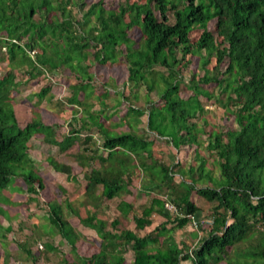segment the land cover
I'll list each match as a JSON object with an SVG mask.
<instances>
[{"label": "trees", "instance_id": "obj_1", "mask_svg": "<svg viewBox=\"0 0 264 264\" xmlns=\"http://www.w3.org/2000/svg\"><path fill=\"white\" fill-rule=\"evenodd\" d=\"M69 3L0 0V60L6 54L11 66L27 64L31 79L61 67L68 69L77 83L65 102L79 108L71 119L75 127L70 125L60 141L54 140L52 126L38 115L25 124L16 119L7 98L18 84L11 73L0 79V91L8 88L6 101L0 104V217H8L2 207L9 202L3 191H9L16 179L23 181L28 195H37L44 188L28 153L29 141L39 134L61 154L80 142L74 159L88 170L85 198L95 210L103 200L117 198L120 216H131L135 228L117 231L118 219L108 225L95 212L79 218L100 239L94 252L79 256L78 242L84 236L64 218L60 204L50 203L48 220L72 255L71 261L62 257L59 264H264V0H124L112 10L101 2L86 7L83 0H76L73 5L78 15ZM213 20L218 42L208 30ZM194 31L198 36L192 40ZM24 37L26 44L20 45ZM191 57L200 61L202 73L199 77L190 74L185 87L191 94L182 98L179 86ZM120 61L127 73L123 86L130 94L117 93L127 104L126 117L112 126L126 125L128 130L115 133L100 118H110L104 98L108 89L117 87L107 84L95 96L98 110L87 100L95 94L92 65L115 66ZM209 86L213 91L205 88ZM49 90L46 87L35 96L42 99ZM140 96L148 107L134 106ZM202 99L211 102L210 111ZM213 107L221 108L237 128L223 132L208 121L206 115L214 114ZM145 114L146 126L140 131ZM82 131L86 133L80 141ZM93 131L100 135V145L88 138ZM152 135L177 151L182 147L190 150V161L183 165L177 161L173 168L154 159ZM45 161L55 173L74 180L68 165L52 156ZM136 177L141 191L150 197L140 214L122 199ZM193 192L211 204V209L209 226L202 235L189 234L194 235L191 246L183 237L188 236L189 225L197 227L201 213L191 200ZM64 204L68 214L76 215L68 201ZM165 204L176 212H169ZM155 215L164 220L140 235L153 224ZM171 223L174 226L168 227ZM0 230L10 232V227L0 226ZM176 230L182 233L180 241H176ZM43 245L55 254L62 253L51 243ZM0 246L4 247L2 241ZM18 248L35 263L26 243ZM128 251L133 258L127 262ZM3 256V264H8L9 252L3 250Z\"/></svg>", "mask_w": 264, "mask_h": 264}, {"label": "rangeland", "instance_id": "obj_2", "mask_svg": "<svg viewBox=\"0 0 264 264\" xmlns=\"http://www.w3.org/2000/svg\"><path fill=\"white\" fill-rule=\"evenodd\" d=\"M144 2V0H130ZM76 0H70L69 6L75 15L76 9L73 3ZM86 7L91 4L101 2L105 9L112 10L117 9L124 0H83ZM38 17L35 16V19ZM170 22H173L171 18ZM215 22L214 20L208 24V30L212 32L215 37V41H219L217 34L214 30ZM198 36V32L194 31L191 33L192 40H195ZM20 45L26 44V38L24 37L19 42ZM3 51H5L3 49ZM39 52L38 50H36ZM92 51V50H90ZM189 56V55H186ZM9 58L4 55V60H0V79H3L7 73H11L14 77V82L18 84V87L12 92L11 96L7 98V89H2L0 91V104H4L6 98L9 99V103L13 104V110L16 119L20 123L29 122L34 115H38L40 120L45 124L52 126L53 133L52 137L54 140L60 141L64 135L70 130L71 119L79 108L76 106H69L65 102L66 98H69L72 94L71 87L75 85L76 80L73 74L70 73L68 69L59 68L54 72L43 73L42 75L36 77L35 79L30 78L29 72L30 67L27 64H15L11 66L8 62ZM190 65L186 70L183 71L184 81L179 86V95L182 98H186L191 93L186 89L185 83L190 77V74L195 73L197 77L201 76V65L200 61L195 57H191ZM115 66L111 65H98L94 63L91 68L93 74V87L95 89V94L90 95L87 102L93 104V109L98 110L100 108L99 101L95 98L96 95H100L106 89L105 85L114 84L117 89H108V96L104 98V103L106 106V113L111 115L108 120L103 117L100 118V122L104 126H111L120 123L126 117V106L127 104L122 100V98L117 94L118 92L123 95V97L129 96V88L123 86L127 79L126 69L123 63ZM226 63V61H225ZM213 64V60L210 63ZM34 73V72H33ZM49 87V92L42 98L39 99L36 94L40 93L42 89ZM209 91H213V87H205ZM82 94L79 95V100L82 99ZM152 100L157 102V98L152 92ZM203 100V99H202ZM84 101V100H83ZM81 101V102H83ZM118 101L121 104L118 105ZM203 106L206 111L211 110V102L202 101ZM118 105V106H117ZM135 107L147 106L144 97L140 96L138 101L134 102ZM215 108L214 114H207L206 119L214 124L215 127L219 128L221 131H226L227 129L235 130L237 127L233 123L231 117L224 115L221 108ZM77 117L80 114H76ZM122 119V120H121ZM147 115L145 114L141 118V122L138 129L141 131L145 129ZM78 123H76L77 125ZM75 127V126H74ZM128 127L126 125H119L118 127H113V132H123L127 131ZM94 132V131H93ZM88 135V138H92L97 145H100V135L93 133ZM85 131H82L80 136V141L85 137ZM152 155L153 158L162 161L166 164L174 166L178 161L185 163V160L190 161V155L192 152L186 150L182 147L179 151L175 150L171 145H167L163 142V139L152 135ZM205 143V142H204ZM91 141L88 145H91ZM205 146V145H204ZM80 150V142L76 143L71 149L67 150L64 154L58 152L55 146H49L43 142V138L39 134H35L28 143V153L30 157L34 160L35 171L43 180L44 188L40 190L37 195H28L25 191L26 186L21 179H16L14 186L9 187V191H3L4 196L9 201L8 204H3L2 207L5 209L8 217H0L1 228L10 227V232L3 233L0 230V235H5L0 237V242L4 244V247L0 246V264H3L4 256L3 250H6L10 254V261L8 264H59L62 257L66 258L68 261L72 260V255L69 251V246L65 244L62 239H60L58 233L54 227L50 224L48 220V207L50 203H58L62 207L63 216L72 225L76 232L81 233L84 236V240L80 243L78 242V255L87 257L99 246L100 239L97 237L93 230L83 227L79 218H85L95 212L99 219L109 223L115 219H118L119 225L116 227L117 231H122L125 229L135 230L134 223L131 220V216L124 219L120 216L118 210L116 209V204L118 202L117 198L111 200H103L102 204L97 210H95L93 205H90L84 196V187L86 185L85 173L88 172L86 168H80L75 159L74 155ZM185 152V153H184ZM201 154L205 153V150H200ZM186 155V157H185ZM48 156L54 157L57 161L68 165L71 168V173L73 179L67 178L66 175L55 173L46 163V158ZM189 158V159H187ZM97 162V161H96ZM148 162V161H147ZM135 164V161L132 162ZM209 168L213 169V174L216 173V169L213 168L211 160H209ZM183 165V164H182ZM97 167V164H94ZM176 179H178L176 177ZM129 186L128 194H122V199L134 207L135 214H140L143 206L148 203L149 194H145L141 191V181L140 178L136 177L131 182ZM18 185L21 188V192L18 190ZM29 198H33L30 201ZM191 200L200 209V217L197 215L198 220L194 219L197 223V227L189 225L187 228L188 236L183 237L180 230H176L174 235L176 241H180L181 236L187 243H194V235L190 233H196L200 237L202 231L206 230L209 226V212L211 204L200 199L194 192L191 195ZM70 203L71 209H73L74 214H68L65 208V202ZM173 216V215H172ZM161 217L155 215L152 217L153 224L147 227L144 231H140L139 234L143 235L153 229L160 221H163ZM174 224H169L168 227H173ZM198 226L201 229H198ZM186 233V235H187ZM26 243L29 250L32 253L33 258L36 259L35 263L31 258H28L27 254L19 250L18 245ZM44 243H51L53 246L62 250L61 254H55L54 252L48 251L43 245ZM61 243V244H60ZM46 251V252H45ZM125 258L130 261L133 258L131 251L126 252ZM181 264H187L183 262Z\"/></svg>", "mask_w": 264, "mask_h": 264}, {"label": "built area", "instance_id": "obj_3", "mask_svg": "<svg viewBox=\"0 0 264 264\" xmlns=\"http://www.w3.org/2000/svg\"><path fill=\"white\" fill-rule=\"evenodd\" d=\"M165 207L171 213L176 212V209L172 205H170V204H165Z\"/></svg>", "mask_w": 264, "mask_h": 264}, {"label": "crops", "instance_id": "obj_4", "mask_svg": "<svg viewBox=\"0 0 264 264\" xmlns=\"http://www.w3.org/2000/svg\"><path fill=\"white\" fill-rule=\"evenodd\" d=\"M126 201V200H125ZM131 261V260H130ZM128 262V261H127Z\"/></svg>", "mask_w": 264, "mask_h": 264}]
</instances>
